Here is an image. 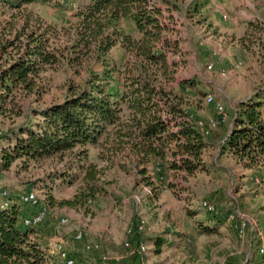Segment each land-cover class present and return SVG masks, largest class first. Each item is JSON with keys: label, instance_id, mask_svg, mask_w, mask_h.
<instances>
[{"label": "trees", "instance_id": "obj_1", "mask_svg": "<svg viewBox=\"0 0 264 264\" xmlns=\"http://www.w3.org/2000/svg\"><path fill=\"white\" fill-rule=\"evenodd\" d=\"M184 1L185 17L201 24L207 0H88L78 8L75 24L58 29L27 11L49 0H0L5 17L0 18V117L21 115L19 99L41 94L49 70L64 65L84 75L70 97L34 110L37 121L0 135L1 142L10 143L3 144L0 171L20 159H59L63 165L49 174L50 181L81 185L72 199L57 202L49 195L50 203L78 209L108 193L107 170L118 166L136 176L137 186L156 201L163 189L172 188V177L208 171L202 155L211 136L250 176L264 179V85L208 135L198 128L202 120L188 111L183 94L194 79L173 85L180 62L168 53H176L178 44L167 39L165 20ZM117 47L125 51L122 61L112 54ZM91 148L100 150L97 160L90 158ZM22 206L14 202L0 210V264H52L55 255L38 227L25 226L29 212ZM224 219L209 214L196 221L197 231L217 234ZM148 243L157 255L171 245L162 236ZM242 263L231 257L226 264Z\"/></svg>", "mask_w": 264, "mask_h": 264}, {"label": "rangeland", "instance_id": "obj_2", "mask_svg": "<svg viewBox=\"0 0 264 264\" xmlns=\"http://www.w3.org/2000/svg\"><path fill=\"white\" fill-rule=\"evenodd\" d=\"M207 1L201 24L185 17L182 11L185 1L178 3L179 8L172 11V18L165 20L169 26L165 33L167 39L178 44L176 53H168L170 58L180 62L173 85L194 79L193 88L185 87L183 94L188 97V111L202 121L214 117V105L206 103V95L223 105L230 116L239 99L247 98L264 85V0ZM86 3L88 0H49L30 5L27 11L34 19L39 17L63 29L77 22L76 12ZM11 13L8 12L6 19ZM2 14L0 12L3 20ZM112 54L117 61L125 58L121 47L115 48ZM237 63L241 65L234 68ZM222 70L224 76L220 74ZM43 77L41 94L19 99L21 115L0 117V135L28 120L37 121L34 110L70 97L71 88H78L84 75L78 77L74 70L61 65L44 73ZM210 137L206 138L208 146L202 155L208 171L187 179L172 177V188L163 189L156 201L147 197V188L137 186L136 176L115 166L107 170L108 193L101 195L96 203L78 209L52 206L49 195L57 202L72 199L81 185L80 182L70 186L60 180L50 181L49 174L63 165L56 158L29 163L17 160L9 170L0 171V181L20 205V195L31 190L38 193L41 203L52 210V215L38 227L43 242L55 247V253L59 247L71 255L76 252L73 257L78 262L226 264L231 257H241L242 264L254 263L258 246L264 244V180L255 183V177L250 176L252 172L237 165L228 153L221 152L216 140ZM3 144L10 143L0 141V153ZM99 152L98 148H91L90 158L97 160ZM100 164L106 166L104 162ZM204 201L217 208L219 217L233 215L232 220L224 219L226 226L217 234L201 235L197 231L196 221L209 216L201 207ZM22 207L30 211L29 206ZM190 212L194 216H189ZM62 219H67L68 223L62 224ZM140 220L144 221V233L135 234L134 244L143 243L147 248L145 253L136 254V246L131 249L125 246L131 239L126 231ZM238 227L242 233L237 231ZM78 231L88 232L89 240L99 243L100 249L84 252L83 244L75 239ZM175 231L185 233L186 239L174 235ZM154 236H162L171 243L158 255L148 243Z\"/></svg>", "mask_w": 264, "mask_h": 264}, {"label": "built area", "instance_id": "obj_3", "mask_svg": "<svg viewBox=\"0 0 264 264\" xmlns=\"http://www.w3.org/2000/svg\"><path fill=\"white\" fill-rule=\"evenodd\" d=\"M225 18V16L223 17ZM241 65V63L235 64L233 67L238 68ZM207 69H212V67L209 65ZM222 76L225 75V71L222 70L220 73ZM205 101L208 104L214 105V117L207 119L206 122L203 121H197V126L201 130V132L204 135H208L209 131L212 129H215L218 127L219 124H224L227 122V113L223 105L219 103H215L213 100V97L211 95H206ZM0 169H1V156H0ZM255 183H260L259 179L255 180ZM20 203L23 206H29L30 211H28L27 217L24 219V224L27 227L35 228L42 225L51 215L52 210L48 205L42 204L40 201V197L38 193L35 190L27 191L20 195L19 197ZM14 203L13 198L10 195V191L0 181V210L7 209L11 207V205ZM201 207L203 210H205L209 214L218 215L217 208L210 202L204 201L201 204ZM233 215L228 214L225 216V220H232ZM62 224H67V219L61 220ZM144 221L140 220L136 223L134 227H130L127 229L126 233L127 236L131 239L125 242V246L129 249L136 246V254H143L146 251V246L141 243L138 245L134 244V238L136 237L135 234L139 233L142 235L144 233ZM237 231L239 233H242L241 229L239 227L237 228ZM240 236V235H239ZM89 233L86 231H78V233L75 236V239L83 244V250L86 253H91L94 251H97L100 249V244L94 241L89 240ZM57 252L55 254V259L53 260L52 264H88L87 262H78L75 257L70 255V253L63 248L59 247L56 250ZM258 259L255 262V264H264V244L261 243L258 246Z\"/></svg>", "mask_w": 264, "mask_h": 264}, {"label": "crops", "instance_id": "obj_4", "mask_svg": "<svg viewBox=\"0 0 264 264\" xmlns=\"http://www.w3.org/2000/svg\"><path fill=\"white\" fill-rule=\"evenodd\" d=\"M246 99V98H245ZM241 100H244V99H239L236 103H235V106H234V108H232V111L233 112H235L236 111V106H237V103L239 102V101H241ZM264 114V113H263ZM256 179H259L260 180V182H262L264 179H263V177L262 178H259V177H255V180ZM254 180V181H255ZM226 226V224L224 225V227ZM223 228V227H222ZM175 232H179V231H175ZM174 232V233H175ZM173 233V232H172ZM173 233V234H174ZM124 240V239H123ZM178 244H180V243H178ZM48 247H49V250H50V253L51 254H54L55 253V247H53V246H51V245H48ZM71 255V254H70ZM74 255H76V252H75V254H73L72 256H74ZM257 259H258V255H257V258L255 257V262L257 261ZM255 262L253 263V262H251V264H255Z\"/></svg>", "mask_w": 264, "mask_h": 264}]
</instances>
